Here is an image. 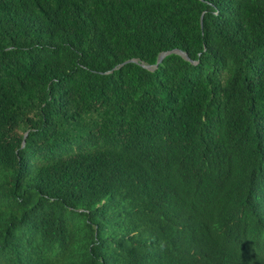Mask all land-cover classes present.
Listing matches in <instances>:
<instances>
[{"label":"trees","instance_id":"16d2710c","mask_svg":"<svg viewBox=\"0 0 264 264\" xmlns=\"http://www.w3.org/2000/svg\"><path fill=\"white\" fill-rule=\"evenodd\" d=\"M0 264H264V0H0Z\"/></svg>","mask_w":264,"mask_h":264},{"label":"water","instance_id":"95a60500","mask_svg":"<svg viewBox=\"0 0 264 264\" xmlns=\"http://www.w3.org/2000/svg\"><path fill=\"white\" fill-rule=\"evenodd\" d=\"M172 54H176V55L182 56L186 61L191 62L193 64H196V62L191 61L190 57L185 52H182L180 50H174V51H171V52H166V53L161 54L159 59H158L157 64L154 65V66L153 65H147V64H144V63H140L139 60H130V61L122 64L120 67H118L116 69H120L121 67H123V66H125L127 64H130V63H135V64H141V66L143 68H145V69H147L149 71H155L163 63L165 58L168 57L169 55H172Z\"/></svg>","mask_w":264,"mask_h":264}]
</instances>
